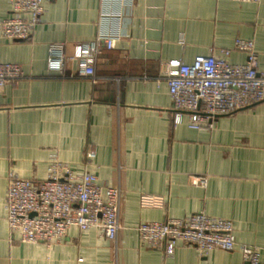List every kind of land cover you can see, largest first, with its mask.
I'll use <instances>...</instances> for the list:
<instances>
[{"label": "crops", "instance_id": "0c3cea01", "mask_svg": "<svg viewBox=\"0 0 264 264\" xmlns=\"http://www.w3.org/2000/svg\"><path fill=\"white\" fill-rule=\"evenodd\" d=\"M10 15V0H0V21ZM110 34L119 41L101 50L92 77L76 76L75 64L47 71L50 44L72 56ZM239 39L253 42L264 74V0H46L28 40L0 35V63L24 73L0 90V264H249L241 246L264 264V101L194 129L187 113L175 119L165 79L171 62L219 56ZM55 162L120 190L113 241L94 228H70L49 246L10 234V176L38 183ZM196 213L230 221L235 249L202 256L178 242L167 257L135 232Z\"/></svg>", "mask_w": 264, "mask_h": 264}, {"label": "built area", "instance_id": "2783aa9c", "mask_svg": "<svg viewBox=\"0 0 264 264\" xmlns=\"http://www.w3.org/2000/svg\"><path fill=\"white\" fill-rule=\"evenodd\" d=\"M46 0H10L11 15L0 21V35L13 41L28 40L43 13ZM131 3L134 0H122ZM237 3H258L260 0H233ZM119 37L100 35L79 43L72 56H66L63 44H50L46 69L62 74L69 64L77 67L76 76L92 77L94 63L101 50L115 48ZM245 55L242 64H230L232 52ZM257 53L251 40H236L232 49L196 56L190 64L171 62L166 74L168 94L174 116L189 115L190 127L210 125L214 117L230 115L264 101V74L257 70ZM24 77L18 64L0 63V90ZM87 159L93 153L87 154ZM200 184L204 183L200 179ZM120 190L98 182L90 173L73 174L59 162L51 163L41 182L11 175L6 193L7 224L10 234L21 243H59L70 228L86 231L97 229L109 241L116 238ZM140 241L148 248H162L164 255H173L180 242L193 246L200 255L219 249H235L233 226L228 220L211 218L203 213L165 222L142 223L135 228ZM242 258L259 264L257 248L241 246Z\"/></svg>", "mask_w": 264, "mask_h": 264}]
</instances>
